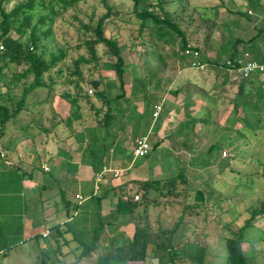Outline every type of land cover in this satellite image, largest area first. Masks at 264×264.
<instances>
[{
	"label": "rangeland",
	"instance_id": "rangeland-1",
	"mask_svg": "<svg viewBox=\"0 0 264 264\" xmlns=\"http://www.w3.org/2000/svg\"><path fill=\"white\" fill-rule=\"evenodd\" d=\"M20 1L22 0H14L7 5L8 10H11ZM157 1L146 0L147 4ZM259 3L264 4V0H169L165 4V9L173 16V20L187 32L191 44L201 48V54L204 57L198 62L212 70L207 65L211 66L215 61L223 63L228 59L229 51L232 49V45H228L226 50L218 51L219 47L217 46L221 35H226L225 38H228L230 26H235L240 19L245 20L244 16L235 12L247 11L249 7H257ZM109 4L120 11V16L116 18V21L108 25L107 35L118 38L123 48V56L127 63L126 89L129 94L132 87L138 84L135 80L146 78L152 69L154 71L163 69L164 63L160 62L158 57L161 54L168 65L174 63L173 68L177 69L174 73L171 70L168 71V74H171L170 76L174 80L176 79L173 89L176 90L178 85L184 83L181 80L182 76L192 75L198 80L197 83L200 87L205 86L204 90H208V94H212L211 97L214 98L212 102L216 107L215 118L206 114L204 124H199L197 116H191L186 111V120L182 122L185 125H190L185 130L186 137L183 136L182 139L188 143V149L184 150L186 156L177 154L173 146L163 141L162 145L152 151L150 156L134 159L132 169L126 170V166L117 165L116 167L121 169V172L123 171L122 175L114 177L113 173H108L105 183L111 182V185L117 186L129 183L134 179L165 178L174 176L184 169L189 177V183L188 185L179 184L182 194L178 198V203L171 202L174 204L171 207H166L163 203L160 206L152 205L150 207L154 227L158 228L157 219L159 217L162 218L165 225L172 227L183 214L186 204L198 203L196 192L198 189H202L205 193L204 201L199 202L200 205L196 206L193 211L186 213L180 230L172 239L173 242H180L181 245L178 252L180 258L176 259V264H228L226 239L233 237L234 233L244 225L248 217L247 209L258 207L264 201V93L260 95L259 92L261 87L264 88V79L258 78L255 83L248 84L251 103L245 108H238L236 107L238 103L236 95L239 85L243 82L241 78L231 73L232 85L216 84V73L214 72V76L207 69L193 67L192 64L196 59L189 57L184 59L186 68L183 72H179L182 55L179 41L160 44L156 38L150 35L148 29L141 34L138 22L130 17L133 9L131 0H109ZM143 6L144 3L141 4V8ZM105 12L106 9L99 0H85L77 8L70 9L58 17L52 26L50 37L42 41L48 59H51L53 54L59 56L66 53L65 58L48 74V77L55 81L56 86L50 85L54 86L53 88L56 90L52 92L49 89H44L33 93L26 110L16 123L9 125L6 136L0 141V144H6L9 141L18 142V146L14 149H17V156H20L24 162L30 163L32 160H36V163L40 165L41 161V166L45 162L47 165L44 166V170L47 171L45 168L65 167L64 161L71 156L78 166L85 165L81 158V150L78 149L79 138L73 134L66 122L75 108H72L71 104L62 97V94L64 92L75 93L74 86L69 83L66 76L69 73L68 70H73V62L81 55H87V50L84 47L79 48L80 44L89 37L84 31H79L81 22L87 23L93 14L97 19ZM211 29L213 30L211 41L214 37L216 49L206 46V36ZM230 40L231 38H229ZM261 43L258 42L259 45ZM243 45L246 47V44L241 46L243 47ZM157 46L159 49L156 48ZM105 51V48H101L100 54L104 55L103 62H108L110 60L105 56ZM60 69L63 70L62 77L59 74ZM21 71L20 68L11 67L8 74L11 77L14 72ZM91 71L90 67L83 68L86 79L92 77ZM100 72H97L94 77L97 78ZM102 75L108 81H115L119 84L114 73L104 70ZM72 80L75 82L77 78L73 77ZM24 82L22 80L20 85L14 89V95L18 97L21 95ZM153 82L154 85L157 83L165 85V81L160 75ZM84 89H88L86 85H84ZM3 92H6L5 88ZM186 94H188L187 91L183 92L184 97ZM174 95L170 94L169 99L176 103L177 97ZM92 101L95 106H101L96 98H93ZM139 104L142 105L140 107L142 113L145 109L144 103L140 102ZM80 113L82 119L78 122L74 120L73 128L82 132L84 126L95 125L93 111L85 101L81 102ZM165 118L162 116L160 120L164 121ZM181 118H183L181 112L178 116L170 118L168 116L165 120L168 123L167 129H171L173 125L176 126ZM216 118L217 120H215ZM147 121L143 119V122ZM137 122V119L133 118L129 124L130 127L126 132L128 139L134 132L135 135H141L144 132L141 125L138 131H134L132 127L136 126ZM27 127L28 130H26ZM194 127L195 130L192 131ZM26 135L34 137L21 142L20 140ZM164 136L163 129L159 138ZM157 141L156 138L151 137L152 148ZM212 145H215L217 150L210 156L207 155V150ZM206 161L211 162L205 164ZM26 163L22 164L23 167L27 166ZM30 169L26 168L27 171ZM64 169L62 170L63 174L68 171V169ZM91 173L90 171V176H87L83 169L79 185L68 191V198L73 205L79 201L76 197L78 191L82 192L85 198L78 212L73 208L70 209L71 219L68 218L58 190L52 187L44 190L39 185L37 192L31 193L28 198V213L26 215L28 237L26 236L25 241L16 245L8 255L0 253V264H71L79 259L78 264H97L98 258L111 249V245L105 242L107 236H116L119 233L113 229L108 230L109 233L108 231L102 234L97 232L99 224L97 211L99 208L97 199L91 197L95 190V181L91 180ZM51 177V174H45L37 169L34 180L29 179V182L36 183L40 178L44 182L50 181L52 184ZM130 186L132 187V185ZM116 190L120 189L117 187ZM117 195H119V191H117ZM117 195L115 196V192H112L105 201L106 206L102 209L104 219H108L115 209ZM172 199L175 200V197ZM69 221L73 226L72 232H66L65 228L67 227L63 225ZM119 222L123 226L124 234L132 235L133 224H130L124 217H120L117 223ZM56 225H60L59 229L55 228ZM46 232H49L48 237L44 236ZM60 232L62 235H59ZM97 234L99 243L102 244L95 252L84 257V247L81 246L79 240L90 245L94 242ZM246 237L249 241L243 245V248L245 256L249 258V264H264V217L256 221L246 231ZM164 239L171 241L170 237ZM103 242L105 243L103 244ZM168 263V251L150 249L146 264Z\"/></svg>",
	"mask_w": 264,
	"mask_h": 264
},
{
	"label": "trees",
	"instance_id": "trees-1",
	"mask_svg": "<svg viewBox=\"0 0 264 264\" xmlns=\"http://www.w3.org/2000/svg\"><path fill=\"white\" fill-rule=\"evenodd\" d=\"M13 1L0 0V141L6 136L9 125L16 123L26 110L33 93L44 89H49L52 92L56 90V88H53L56 83L51 77H48V74L65 58L66 53L59 56L53 54L51 59H48L44 50L45 45L42 41L50 37L52 26L58 17L67 13L70 9L77 8L85 0H22L17 2L11 10H8L7 5ZM99 1L106 9V12L97 19H95L93 14L89 17L87 23L81 22L79 31H84L89 37L80 44L79 48L84 47L87 50V55H81L75 60L73 62V70H68L69 73L66 76L69 79V83L74 86L75 93L64 92L62 94V97L71 104L72 108H75L71 116L66 119V122L73 134L79 138L78 149L81 150L82 161L93 169L95 173L94 180L97 174L110 168L111 160L118 155H127V152H130L127 157L130 160L134 159V148L130 151V147L132 143H135L136 137L139 136L135 135L134 131H138L141 125L144 128V132L141 135L145 136L152 125L154 119L153 107L155 101H157V96L156 93L152 94L149 88L154 85V79L160 74L159 71L150 70L146 78L135 80L138 84L132 87L128 95L126 89L127 63L123 56V48L118 38L107 35L108 25L116 21V18L120 16V11L110 5L109 0ZM131 1L133 2V9L130 17L138 22L141 34L148 29L150 35L156 38L160 44H171V42L175 43L176 40L179 41L182 63L185 62L184 59L186 57L194 58L192 54L187 55V50L191 52L198 51L201 54V48L191 44L187 32L182 29L179 23L173 20V16L165 9V4L169 0H158L150 4H147L146 0ZM142 3H144L143 8H141ZM240 15L247 16L248 14L247 12H240ZM212 35L213 30L211 29L206 36V45H208ZM25 38L26 40H24ZM256 40H258V35L248 40L242 39L240 42L237 40L236 45L229 51L228 58L233 60L247 53L248 51H240L237 48L235 49V47H239L242 44L249 45ZM101 48L106 49L104 54L110 61L103 62L104 55L100 54ZM156 48L159 49V46ZM262 51H251L248 53L254 59L262 60ZM159 57L163 63H166L162 55H159ZM201 57L202 54L199 59ZM11 67L20 68L22 71L14 72L10 77L8 72H10ZM84 67L92 69L91 78L86 79L83 72ZM214 68L220 73L223 70L228 71L225 61L223 63L215 61ZM104 70L114 73L119 84L104 78L102 75ZM99 71L101 72L98 77H94ZM59 74H63V70L60 69ZM73 77L77 78L75 82L72 80ZM258 78V76H254L243 80L239 85L236 95L238 102L236 107L245 108L246 105L251 103L249 101L251 94L248 92V84L255 83ZM22 80L25 82L22 84L21 95L18 97L13 92ZM84 85L88 89L85 90ZM155 85L159 88L161 84L157 83ZM4 88L6 92H3ZM259 92L260 95L264 93V88L261 87ZM173 93L177 95L179 92L173 91ZM93 98H96L101 103L100 107L94 105ZM82 101L90 105L95 118V125L84 126L83 131L78 132L73 128V124L74 120L78 122L82 119L80 113ZM140 102H143L145 107L142 113L138 108V103ZM133 118L138 121L135 123L136 126L132 127L134 134L129 139H118L119 141H117L120 133L130 127L129 124L133 121ZM142 118L148 121L143 122ZM28 127L26 130H28ZM189 127L190 125L182 123L177 127V130H173L169 134V139L174 143L173 147L175 149L185 151L188 149L186 141L178 142L173 138V135L179 137L186 135L185 130ZM117 128L119 132L115 131ZM194 130L195 127L192 131ZM33 137L26 135L20 141L29 140ZM17 146L18 142L14 141L0 144V253L3 255H8L23 240V219L27 211V204L23 195V182L32 179L33 176V170L27 172L20 165L10 163L8 151L12 152L14 147ZM159 147L160 142L153 146L148 156ZM216 150L217 147L215 145L210 146L207 150V155L211 156ZM69 157L70 160L66 159L64 161L65 167H51L49 171L43 170V172L52 176V184L50 181H46L44 186L47 187L48 184L58 190L68 218L71 219L69 215L70 209L73 208L74 211L78 212L81 208V202L78 201L77 204L73 205L68 198V191L79 185V166L73 161V157ZM210 162L206 161L204 163ZM64 168L68 169V171L63 174L64 171L62 170H65ZM188 183L189 177L184 169H181L174 176L142 180L134 179L119 186H113L110 182V184L102 188L101 182L99 184L100 195L95 196L93 194L91 196L98 201L99 224L97 232L102 234L113 229L117 230L118 233L120 229V225L117 223L118 219L124 217L130 224L134 225V234L132 237H128L124 233L111 237L107 236L105 242L111 245V249L98 258L97 264H146L151 248L156 251H168V264H176V259L180 258L178 252L181 245L180 242L175 243L172 239L180 230L186 213L193 211L196 206L200 205L199 202L204 201L205 193L202 189L197 190L196 199L198 203L194 205L186 204L183 214L172 227L165 225L162 218L159 217L157 219L158 228H155L151 219L150 207L152 205L160 206L162 203L166 207L174 206L171 202H177L182 194L179 184L188 185ZM117 187L120 189V193L117 195L116 207L108 219H104L102 201L107 199ZM136 196H139V200L135 199ZM172 197H175V200ZM209 199L210 196L208 201ZM247 213L248 217L244 225L234 233L233 237L227 238L225 241L228 264H249V258L245 256L243 248V245L249 241L246 237V231L256 221L264 217V201L258 207L247 209ZM1 217H4V220ZM63 225L67 227L65 228L66 232L73 231L70 221ZM59 227L60 225L55 226L57 229ZM59 235H62V233L60 232ZM169 237L171 241L164 239ZM94 239V242L90 245L78 239L81 246L84 247V257L95 252L102 244L99 243L98 234ZM79 262L80 259L71 264H78Z\"/></svg>",
	"mask_w": 264,
	"mask_h": 264
},
{
	"label": "crops",
	"instance_id": "crops-1",
	"mask_svg": "<svg viewBox=\"0 0 264 264\" xmlns=\"http://www.w3.org/2000/svg\"><path fill=\"white\" fill-rule=\"evenodd\" d=\"M263 5H264L263 3H259V5L257 7H254V8L249 7L247 9V11H240V12H247L248 15L244 16L245 20L240 19L239 23L237 21L235 26L234 25L230 26V29H229L230 34H229L228 38L227 37L225 38L226 35H224V36L221 35V39L219 40V43L217 46V47H219V49H218L219 52H221L220 50H223V49L226 50L228 48V45H232V47L235 46L237 43L236 42L237 40H238V42H240V40L242 41V39L248 40V39L253 38L257 35H258V40L252 42L249 45H246V47L244 45H243V47L240 45L239 47H235V49L237 48L240 51L246 50L248 52H251V51L255 52V51H259V50L264 49V7H261ZM240 12L237 11L235 13L240 15ZM229 38H231L230 41H229ZM258 42H262L261 45H259ZM215 45H216L215 44V38L213 37V40L212 41L210 40L208 45H206V46H209L210 48H215ZM159 55H161V54H159ZM202 57H204V55H202ZM159 61L162 62L160 57H159ZM174 66H175L174 63H171V65H168L167 62L164 63L162 66L163 69H159L158 71L160 73L159 75L163 78V81H165V85H160L159 88H157L155 85H151L149 88L150 92L152 94L156 93V96H157V101H155L154 107H153L154 112H155V108L157 105H162V112L160 113L158 118L153 119L152 125H151L148 133L145 136L148 135L150 139H151V137L152 138L154 137V139L156 138V140H158L157 143L160 142V146L162 145L163 141H166L168 145L174 146V143L169 139V134L171 133V131L176 129L178 124L185 122L186 116H187L186 111H188L191 116H195V117L197 116L199 124H204V122L206 120L205 119L206 114H208V116L210 115L212 118L215 116V107L216 106L212 102L214 99L213 97H211L212 94L211 93L208 94V92H207L208 90H204V89H206L205 86L200 87L199 84L197 83L198 80L196 78H194V76H192V75L184 76V77L182 76L181 80L184 83H182L181 85H178L177 86L178 88L176 90L173 89V86L175 85L174 81L176 79L174 80V78L170 76L171 74H168V71L171 70L174 73L177 70V69L173 68ZM207 67H211L212 70L207 69L206 65H204L203 69H207L208 72L210 74H213V75H214V72L216 73V76L214 75L216 84L220 83L223 86H227L230 84L232 85V80L230 77V76H232V74L230 72L223 70L220 73L217 69L214 68V63H212L211 66H210V64L207 65ZM185 68H186L185 62L182 63V61L180 60L179 72H183V70ZM176 76H177V74H176ZM176 76H175V78H176ZM173 91L179 92V93H177V96H175L176 94L173 93ZM186 91L188 92V94H186V96L184 97L183 92L186 93ZM170 94H172V95L175 94L174 97H177L176 103H174L172 100L169 99ZM141 106L142 105L138 103L139 111H140ZM180 112H181L183 118H181V120L178 122V124L176 126L171 124V125L175 126L174 129H173V126L171 129H167L168 123H166V121H165L167 119V117L169 116V118H170L171 116H178V114H180ZM162 116L166 117L164 121L160 120ZM215 120H217V118ZM169 122H170V119H169ZM163 129L165 131V136L163 138H159V134ZM201 129H202V127H201ZM115 131L119 132V129L117 128ZM127 131H128V127L126 128V130L124 132L120 133L119 137H117V141H119L120 139L126 140L127 139V137H126ZM183 136L186 137V135L184 134L180 137L173 135V138L179 142V141H182ZM197 136L199 137V133L197 134ZM140 137H142V135H139L136 137L135 143L137 142V139H139ZM135 143H132L131 146H135ZM173 149H174V147H173ZM16 150L17 149H14L12 152L10 151L11 153L9 152V158L8 159L10 160V163L20 165L24 171H27L29 168H31L30 170H33V176H32L31 180H34L36 170L38 169V170H41L43 172L44 166L47 164L44 162L43 166H41V164H42L41 161H40V165H39L38 163H36L37 162L36 160H34V161L32 160L30 163H26V162H24V160L20 156H17ZM132 150H133V148L130 151H132ZM175 152H177V154H184L186 156V153L184 150L175 149ZM128 154H130V152H127V155ZM127 155L126 154L125 155H118L117 157L112 159L111 160V166L109 169L120 171L121 169L116 167L117 165L126 166L127 167L126 170L132 169L133 165H134V159L130 160L127 157ZM73 161H74V158H73ZM23 163H26L27 166H30V167H27L26 165H25L26 167L25 166L23 167V165H22ZM26 168H27V170H26ZM83 169L87 173V176H90V171L92 172L91 173V180L94 182L95 181L94 180L95 173H94L93 169L91 168V166H89L87 164L79 166L78 179L81 178ZM110 173H113V172H110ZM122 173H123V171L121 172L120 176L122 175ZM106 176L104 177V181L101 184L102 188L107 186V184H110V182L105 183ZM39 185H41L42 189H44V190L51 189V186L48 184H47V187H45L44 186L45 182L40 178L37 179L36 183H33L32 181L29 182V180L28 181L25 180L23 182V195L25 197V201L27 204V211H26V213L24 215V219H23V240L21 241V243H23L25 241L26 236L28 237V231L26 228L27 227L26 215L28 213V198H29V195H31V193L35 194L37 192ZM113 186H114V184H113ZM117 186H119V185H117ZM117 191H119V193H120V190H113V192H116L115 196L117 195ZM100 192L101 191L97 192L96 190H94L93 194L95 196H99ZM77 195H81L82 197H84V194L80 191L77 192ZM106 200L107 199H104L102 201V209L104 208V206H106V204H105ZM116 204H117V202H116ZM1 219L4 220V217H1ZM118 224L120 225V229H119L118 233H122V232L124 233V230H122V228H123L122 224L120 222ZM133 227H134V225H133ZM133 234H134V228H133L132 235H126V236L132 237Z\"/></svg>",
	"mask_w": 264,
	"mask_h": 264
},
{
	"label": "built area",
	"instance_id": "built-area-1",
	"mask_svg": "<svg viewBox=\"0 0 264 264\" xmlns=\"http://www.w3.org/2000/svg\"><path fill=\"white\" fill-rule=\"evenodd\" d=\"M187 55H193L194 59H196L195 62H193V67H200L204 68V65L199 63L198 60L200 58V52H191L190 50L186 51ZM226 65L228 68V72L234 74L235 76H238L242 80L250 79L254 76H258L259 78L264 79V49L262 51V60H256L254 59L250 53H245L239 58L236 59H227ZM91 93V91H90ZM162 112V105H157L154 112V118H158L160 113ZM152 150V146L150 143L149 136H142L139 139H137L136 145L133 150V156L134 159L147 157ZM47 171H49L48 168H45ZM113 172L115 177H119L121 174V171L119 170H110L105 169L100 174H97L95 177V190H99V184L103 181L104 177L110 173ZM77 199L82 203L85 201V198L81 195L76 196ZM136 200H139V196L135 197ZM49 232H46L44 234L45 237H48Z\"/></svg>",
	"mask_w": 264,
	"mask_h": 264
}]
</instances>
